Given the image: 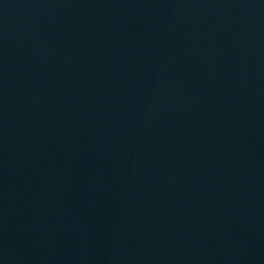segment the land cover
I'll use <instances>...</instances> for the list:
<instances>
[{"label": "water", "instance_id": "water-1", "mask_svg": "<svg viewBox=\"0 0 264 264\" xmlns=\"http://www.w3.org/2000/svg\"><path fill=\"white\" fill-rule=\"evenodd\" d=\"M0 264H264V0H0Z\"/></svg>", "mask_w": 264, "mask_h": 264}]
</instances>
